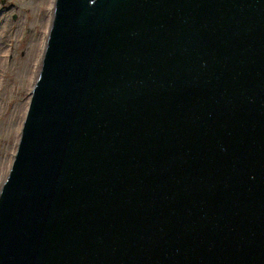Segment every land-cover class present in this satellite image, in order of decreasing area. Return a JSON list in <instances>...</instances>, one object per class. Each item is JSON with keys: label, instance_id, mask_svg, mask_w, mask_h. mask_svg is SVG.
Masks as SVG:
<instances>
[{"label": "water", "instance_id": "1", "mask_svg": "<svg viewBox=\"0 0 264 264\" xmlns=\"http://www.w3.org/2000/svg\"><path fill=\"white\" fill-rule=\"evenodd\" d=\"M0 264H264V0H55Z\"/></svg>", "mask_w": 264, "mask_h": 264}, {"label": "rangeland", "instance_id": "2", "mask_svg": "<svg viewBox=\"0 0 264 264\" xmlns=\"http://www.w3.org/2000/svg\"><path fill=\"white\" fill-rule=\"evenodd\" d=\"M54 3L55 0H4L0 4V190L11 168L41 69ZM43 37L44 50L38 54ZM30 71L35 81L28 91Z\"/></svg>", "mask_w": 264, "mask_h": 264}, {"label": "bare ground", "instance_id": "3", "mask_svg": "<svg viewBox=\"0 0 264 264\" xmlns=\"http://www.w3.org/2000/svg\"><path fill=\"white\" fill-rule=\"evenodd\" d=\"M45 29H48V25L46 26ZM44 37L43 38H40V44L38 45V54L42 53V51L44 50V41H43ZM37 54V55H38ZM34 77V78H33ZM34 81H35V76L32 74V71H30L29 73V80H28V91L32 88L33 84H34ZM28 102V100L26 101V103ZM25 103V105H26ZM25 109V108H24ZM23 117V116H22ZM20 125V124H19ZM16 139H17V136H16ZM15 139V140H16Z\"/></svg>", "mask_w": 264, "mask_h": 264}]
</instances>
